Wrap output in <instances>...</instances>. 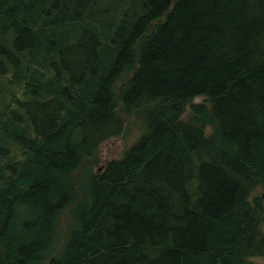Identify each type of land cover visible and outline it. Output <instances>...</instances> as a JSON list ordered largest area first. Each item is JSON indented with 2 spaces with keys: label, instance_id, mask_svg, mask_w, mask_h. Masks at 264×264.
I'll list each match as a JSON object with an SVG mask.
<instances>
[{
  "label": "trees",
  "instance_id": "16d2710c",
  "mask_svg": "<svg viewBox=\"0 0 264 264\" xmlns=\"http://www.w3.org/2000/svg\"><path fill=\"white\" fill-rule=\"evenodd\" d=\"M256 187L264 0H0V264H256Z\"/></svg>",
  "mask_w": 264,
  "mask_h": 264
},
{
  "label": "rangeland",
  "instance_id": "374dc122",
  "mask_svg": "<svg viewBox=\"0 0 264 264\" xmlns=\"http://www.w3.org/2000/svg\"><path fill=\"white\" fill-rule=\"evenodd\" d=\"M202 97L194 98V101H201ZM190 113V109L186 106V110L183 113V119H187ZM145 128L144 120L138 118V116H132L125 120V127L123 131L103 141L97 148L96 158L92 163L93 170L99 171V169L106 165V163L112 159H120L125 150L128 149L143 133ZM258 195L264 206V187H256L251 194V197ZM264 230V222L261 226ZM256 264H264V257L259 256L253 258Z\"/></svg>",
  "mask_w": 264,
  "mask_h": 264
}]
</instances>
